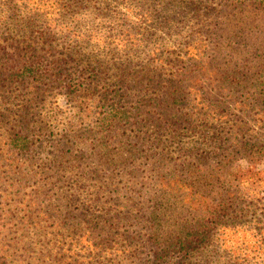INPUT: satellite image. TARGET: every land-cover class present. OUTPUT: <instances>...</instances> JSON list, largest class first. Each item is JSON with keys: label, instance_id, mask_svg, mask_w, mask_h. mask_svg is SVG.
Masks as SVG:
<instances>
[{"label": "rangeland", "instance_id": "rangeland-1", "mask_svg": "<svg viewBox=\"0 0 264 264\" xmlns=\"http://www.w3.org/2000/svg\"><path fill=\"white\" fill-rule=\"evenodd\" d=\"M259 1L0 0V264H150L160 176L231 208L206 232L202 206L157 199L160 237L199 235L163 264H264V157L214 147L239 113L201 80L264 70Z\"/></svg>", "mask_w": 264, "mask_h": 264}, {"label": "trees", "instance_id": "trees-1", "mask_svg": "<svg viewBox=\"0 0 264 264\" xmlns=\"http://www.w3.org/2000/svg\"><path fill=\"white\" fill-rule=\"evenodd\" d=\"M257 8L263 12L264 14V0H260L256 5ZM28 57L23 58V62H21L19 71L25 75L26 71L30 69L31 74H36L37 71V60H27ZM62 62L56 66L62 65ZM8 78L7 75H0V82L6 81ZM14 78H17L15 75ZM200 79V78H199ZM199 79L194 83L197 84ZM203 82L209 81L210 84L218 87L224 94H220L224 96V99L227 98L228 101L234 104V108L238 111V115L233 114L229 115L224 113L225 121H223L227 126H223V128L228 129L227 136L220 137L216 134V138L214 136L211 137L214 141V147L217 149H226L227 153L231 155H237L240 158L245 156H250L253 153H257L259 156L264 157V70L233 74V75H225L223 77H201ZM196 94L198 93V89H193ZM176 93L171 91V95H168V100L163 97L160 105H163V102L168 101L167 107H173L176 103ZM218 95V94H217ZM142 106V105H140ZM139 110L136 113L140 114ZM137 110V109H136ZM116 117L118 115H123L122 111H119L118 108L115 109ZM118 114V115H117ZM133 118L131 123L133 125H143L146 120L150 118H145L148 116H144L142 119H138V116ZM237 116V117H234ZM234 117V118H233ZM140 118V117H139ZM220 119V117H219ZM108 127L111 128L112 123H107ZM160 126V125H159ZM141 142H146V139L139 135H134ZM220 137V138H218ZM135 145V143H133ZM134 145H131L134 148ZM106 146V145H104ZM226 146V147H224ZM93 153L99 155H105V148L99 145L98 150L93 151ZM136 150H131L130 154H135ZM85 155L81 154L83 157ZM205 158V157H202ZM100 160V158L98 159ZM104 165H109V159L101 160ZM157 184L160 186L162 190L161 195H156L154 198V203H156L148 212L146 219L148 222L149 232L146 236V242L154 248H149L152 250L151 263L150 264H163L164 259L169 255L170 251H177L187 254L189 250V246L193 240H197L199 235L196 236L190 229H181L178 235L170 234L162 238L160 237V232L163 231L164 228L167 227V219L165 212H161L160 208L157 204V199L161 202V199L166 198V192H170L172 190H178L181 192V199L191 204L190 206H196V208H204V211L200 210L201 213L198 215L197 222L200 226H202L204 231H209L211 225H217L218 221L222 216L229 215L231 213L230 205L228 204H219L215 205L211 208H206L203 201H205L204 194H200L199 192H195L192 189L193 184H188L186 181H182L178 178H163L162 176L157 178ZM178 192V193H179ZM259 194V193H258ZM202 206V207H201ZM199 212V211H198ZM189 234V235H188ZM173 237V238H172Z\"/></svg>", "mask_w": 264, "mask_h": 264}]
</instances>
